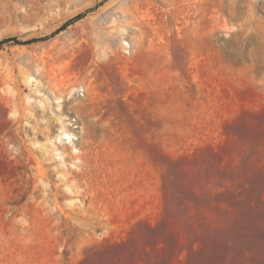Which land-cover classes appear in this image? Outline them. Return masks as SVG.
I'll return each mask as SVG.
<instances>
[{"label":"rangeland","instance_id":"obj_1","mask_svg":"<svg viewBox=\"0 0 264 264\" xmlns=\"http://www.w3.org/2000/svg\"><path fill=\"white\" fill-rule=\"evenodd\" d=\"M2 40L0 264H264V0H0Z\"/></svg>","mask_w":264,"mask_h":264},{"label":"bare ground","instance_id":"obj_2","mask_svg":"<svg viewBox=\"0 0 264 264\" xmlns=\"http://www.w3.org/2000/svg\"><path fill=\"white\" fill-rule=\"evenodd\" d=\"M78 87L79 86H72V87H70L68 89L67 95L71 96L70 100L73 99V101H74L76 99L75 93L77 92ZM61 95L62 94H60L58 96V98H55V99L58 101L61 97H64V96H61ZM70 100H68L66 103H70ZM39 102L43 103V107L45 105L46 106L48 105V107H50V101H48V97L45 96L44 94H42V98L39 99ZM60 105L61 104L57 102V110H58V107ZM63 107H64V105H63ZM61 112H62V110H61ZM42 119L45 120L47 131L44 133L43 129H40L41 133L39 135L44 139V141L42 143H40L38 141H35V143L39 144L40 147H43L44 148V152H46V151H47V153L52 152L55 156H62L63 155L62 151L59 149V147L55 143H56V141L61 142V141H64V140H69V142H71L72 141V134H74V131L73 130L70 131L68 129L64 118H62L61 116H57V117H53V119L50 120L51 123H55V126L57 127L56 130H55L56 133L54 134L53 132L48 130L49 126L51 125L50 121L48 119L44 118V117H42ZM50 143L52 144V147L48 148V145ZM72 143H73V141H72ZM81 158L83 159V156H81L79 154L75 155V159L81 160ZM84 162L85 161L83 160V163ZM61 164H62V162H60V165ZM74 166L76 167L77 170L81 171V167L79 166V164H74ZM39 176H40V179H46V180L47 179L49 180V178L51 177L50 174H47V173H45L43 171L42 166H40V168H39ZM70 177L71 176H67V174H61V177L59 178V180H60L62 186H64L68 191H73V184L74 183H73V179L71 180ZM57 188H59V186Z\"/></svg>","mask_w":264,"mask_h":264},{"label":"built area","instance_id":"obj_3","mask_svg":"<svg viewBox=\"0 0 264 264\" xmlns=\"http://www.w3.org/2000/svg\"><path fill=\"white\" fill-rule=\"evenodd\" d=\"M76 93H77L78 95H82V93H83V88L78 87V90H77Z\"/></svg>","mask_w":264,"mask_h":264},{"label":"trees","instance_id":"obj_4","mask_svg":"<svg viewBox=\"0 0 264 264\" xmlns=\"http://www.w3.org/2000/svg\"><path fill=\"white\" fill-rule=\"evenodd\" d=\"M4 40L0 41V45L3 43Z\"/></svg>","mask_w":264,"mask_h":264}]
</instances>
